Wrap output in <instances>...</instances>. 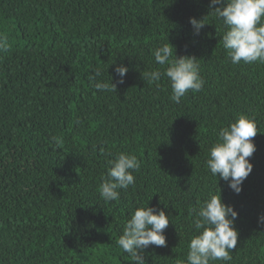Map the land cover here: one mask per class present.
Returning <instances> with one entry per match:
<instances>
[{
    "label": "trees",
    "instance_id": "1",
    "mask_svg": "<svg viewBox=\"0 0 264 264\" xmlns=\"http://www.w3.org/2000/svg\"><path fill=\"white\" fill-rule=\"evenodd\" d=\"M211 0H0V264H133L117 240L139 206L170 214L146 264L186 261L210 195L238 213L230 262L264 264V63H231ZM190 18L206 23L199 34ZM264 23V18H262ZM194 56L204 80L180 103L153 50ZM128 68L120 77L114 69ZM116 90L98 91L89 76ZM112 78V81H111ZM253 118L252 172L236 194L206 161L218 132ZM135 155V184L105 202L108 161ZM167 206V207H165Z\"/></svg>",
    "mask_w": 264,
    "mask_h": 264
},
{
    "label": "clouds",
    "instance_id": "2",
    "mask_svg": "<svg viewBox=\"0 0 264 264\" xmlns=\"http://www.w3.org/2000/svg\"><path fill=\"white\" fill-rule=\"evenodd\" d=\"M215 7L214 13L223 20L226 32L222 37L223 47L231 63H264V0H211L210 7ZM196 34L206 24L204 19L197 21L190 18ZM7 45L0 38V49ZM155 62L164 67L142 74L149 82H158L161 76H166L171 85L170 99L180 103L181 98L189 91L202 90L204 80L200 75V65L196 57L176 55L173 58V46L168 42L155 48L152 52ZM120 77L118 83H124L123 77L128 68L123 64L114 69ZM102 70H94L89 76L95 82L98 91L116 90L106 82L97 80ZM112 81V78H111ZM258 133V124L247 115H240L229 126L222 127L218 132V140L209 150L206 161L207 168L214 177L228 183V187L236 194L242 190L243 181L252 172L253 165L249 159L256 151L253 139ZM110 167L106 178L98 186L100 197L105 202L118 201L121 189L127 190L135 184L134 171H139L140 162L135 155L119 153L108 161ZM167 207V206H165ZM192 224L197 231L188 244L186 261L178 264H211L214 261L230 262L231 252L238 242V231L235 220L238 213L232 206L222 202L220 192L210 195L200 204L199 209H193ZM170 214L163 209L137 207L131 213L123 227L122 234L117 240L118 246L127 253L133 264H146L144 250L150 245L166 246L164 230L170 222ZM259 223H264V215L259 217Z\"/></svg>",
    "mask_w": 264,
    "mask_h": 264
}]
</instances>
